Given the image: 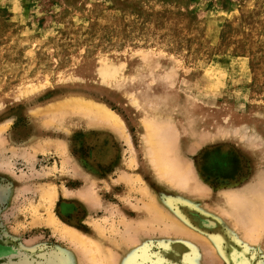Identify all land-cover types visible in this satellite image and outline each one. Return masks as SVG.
Listing matches in <instances>:
<instances>
[{
    "label": "rangeland",
    "instance_id": "374dc122",
    "mask_svg": "<svg viewBox=\"0 0 264 264\" xmlns=\"http://www.w3.org/2000/svg\"><path fill=\"white\" fill-rule=\"evenodd\" d=\"M100 60L115 83L99 78ZM74 93L117 114L122 136L76 102L51 124L34 112ZM147 118L201 194L146 167ZM243 187L264 189V0H0V264H87L68 226L102 230L114 264H260L264 235L247 245L220 209ZM168 214L197 236H176Z\"/></svg>",
    "mask_w": 264,
    "mask_h": 264
},
{
    "label": "bare ground",
    "instance_id": "6f19581e",
    "mask_svg": "<svg viewBox=\"0 0 264 264\" xmlns=\"http://www.w3.org/2000/svg\"><path fill=\"white\" fill-rule=\"evenodd\" d=\"M135 53H137V52H135ZM99 68L102 71V73H101V71L99 69V71H100V73H98V75H100L99 78H103V79L107 80V83L108 82L109 83H115V81L118 80L117 78L119 76L117 75V72H116L117 70H116L115 66L109 65L105 61L100 60ZM106 76H108V77H106ZM40 89H42V83H40V82L28 83L25 86H21V88L13 94V98H16V99H20V98H24V97L28 98V97L32 96L33 94H35V92L40 90ZM127 95H129V94L126 93V97H127ZM130 95H131V93H130ZM128 97H130V96H128ZM130 98L131 99L129 100V104L132 107H136L138 109L145 110L146 105L148 106V104H149V103L148 104L146 103V101H148L147 97L145 96V94H142V93H141V95H138V93L132 94ZM52 102L53 103H51L50 105H47L45 108H41V109L38 108V109L34 110V112L37 111V113H38V111H39V113L42 112L43 116H45L47 118L44 120L47 122H50V124L53 123V121H55L56 118H58L56 115H58L59 112L61 111V109H60L61 104L67 103V104L71 105V107H74V106H72V104L76 102L75 104H77V105L79 104L83 107L86 106L85 108L87 109V111L90 112L88 114L93 113L94 115L93 114L92 115L95 116V118L97 119V121L99 123L101 122V123L110 125L109 127H111L115 131H118V130L120 131L121 129H119V128L123 127L122 121L117 116V114L112 113V111H110L106 106H102L100 104H97L91 99L87 102H84V101L82 102V101H80L79 96H77L75 93L74 94H68L64 98H62V97L56 98ZM62 107H64V106H62ZM80 107H79V109L83 110ZM152 108H154V107H152ZM79 109L77 108V112L79 111ZM86 109H85V111H86ZM68 110H69V108H68ZM68 110H66L67 112L64 110L65 114H66L65 117H67V115L69 116ZM73 110H74V108H73ZM146 110H148V108ZM69 111H71V110H69ZM71 112H69V113L71 114ZM32 113H33V111H32ZM72 113H74V112H72ZM84 113H87V112H84ZM144 113H146L145 115H147V111ZM156 115H160V114H156ZM39 116H41V114ZM152 119H154V118H152ZM156 119H158V118H156ZM45 121H43V122H45ZM154 121L147 118V120L143 123L145 130H144V133L142 135V139L144 141L145 149H146V167L150 168L152 171L156 172L157 176L159 178H161L165 183L169 184V186L172 187V189L175 193L180 188V189L184 190L183 192H185V191L189 192L191 195H192V193L195 194L197 192H198L197 194H201L202 190L199 187L201 185H198L197 181H195V178L192 176V169L188 168L189 166L187 167L186 166L187 164H184L182 162L184 160H181L180 156L178 155L177 148H175L176 145L171 143L167 134L165 132H163L165 130L163 128V126H161L163 124L160 125L158 120L156 121L154 119ZM55 122H59V121L56 120ZM61 122H62V120H61ZM98 122H96V123L99 124ZM46 124H49V123H46ZM46 126H48V125H46ZM121 134H122V131H120V133L118 135L122 136ZM35 150H37V149L35 148ZM42 193H43L42 194V200L47 201V203L49 204V207H53L54 202L57 199V193L54 190H52V191L49 190V191H45ZM227 193H228L227 194L228 197L224 198V200L222 202H220V205H221L220 209L225 213L224 216L226 217V215H227L228 218H230V221H231L230 224H232L234 227H236L237 230L242 231V233H243L242 238L244 240H246L247 245H250V241H251V243H255L256 241H259V239L264 235V189H262V190L258 189L255 191L254 188L243 187L240 190L233 192L231 194H229V192H227ZM175 196H177V195H175ZM190 201L191 200L188 199L186 202L191 204L192 201L191 202ZM148 208H150V211L152 213L156 214V216H158V217H161L165 214L161 210L162 209L161 204L159 203V201L155 197L150 198ZM221 214L223 215V213H221ZM168 216H169V214H168ZM178 217H176V218H178ZM168 218L171 221L170 222L171 223V230H172V232H175L176 236H178L179 234H181V235L184 234V236L187 235L186 237H190L191 239H192V237L197 236V235L194 236V233H191V231H189L188 228H186L187 225L185 226V223H183L182 218L179 217L178 220H174V219L170 218V216ZM53 219H54L53 216L50 215L48 220L53 221ZM58 223H60V222H58ZM96 231H99V232L96 233V235L93 239L91 237H87L85 235H82V233H79L73 227L68 226V228H66V230H65L68 238H70V240L72 242H74L76 246L79 247L78 249L80 250V248H82L83 252L81 250H80V252L79 251L78 252H79V254L82 253L84 255V257L87 259V264H99L100 260L103 258H104V260L106 259L105 264H114V255H112V253L108 250L109 248L107 249V247L102 244V242H103L102 230L96 229ZM184 236H181V237H184ZM201 236H203V235H201ZM197 240H198V238H197ZM204 241H207V240L204 239ZM210 243L213 246H215V250L216 249L220 250L219 239L211 238ZM210 247H212V246H210ZM95 253L97 255H95ZM81 257H83V256H81ZM260 264H264V261H261Z\"/></svg>",
    "mask_w": 264,
    "mask_h": 264
}]
</instances>
